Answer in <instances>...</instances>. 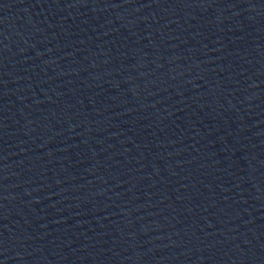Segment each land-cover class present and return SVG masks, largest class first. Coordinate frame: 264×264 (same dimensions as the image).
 I'll use <instances>...</instances> for the list:
<instances>
[{
  "label": "water",
  "instance_id": "obj_1",
  "mask_svg": "<svg viewBox=\"0 0 264 264\" xmlns=\"http://www.w3.org/2000/svg\"><path fill=\"white\" fill-rule=\"evenodd\" d=\"M0 264H264V0H0Z\"/></svg>",
  "mask_w": 264,
  "mask_h": 264
}]
</instances>
